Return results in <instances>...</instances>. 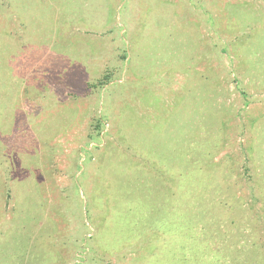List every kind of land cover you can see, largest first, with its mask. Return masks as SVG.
<instances>
[{"label": "rangeland", "instance_id": "rangeland-1", "mask_svg": "<svg viewBox=\"0 0 264 264\" xmlns=\"http://www.w3.org/2000/svg\"><path fill=\"white\" fill-rule=\"evenodd\" d=\"M0 264H264V0H0Z\"/></svg>", "mask_w": 264, "mask_h": 264}]
</instances>
